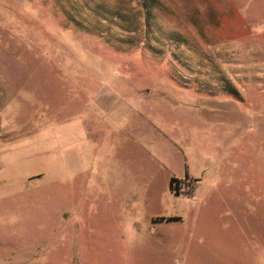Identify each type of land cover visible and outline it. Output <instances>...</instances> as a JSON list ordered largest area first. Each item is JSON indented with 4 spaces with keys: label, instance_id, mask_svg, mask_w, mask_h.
Here are the masks:
<instances>
[{
    "label": "rangeland",
    "instance_id": "1",
    "mask_svg": "<svg viewBox=\"0 0 264 264\" xmlns=\"http://www.w3.org/2000/svg\"><path fill=\"white\" fill-rule=\"evenodd\" d=\"M0 264H264V0H0Z\"/></svg>",
    "mask_w": 264,
    "mask_h": 264
},
{
    "label": "trees",
    "instance_id": "2",
    "mask_svg": "<svg viewBox=\"0 0 264 264\" xmlns=\"http://www.w3.org/2000/svg\"><path fill=\"white\" fill-rule=\"evenodd\" d=\"M188 178V177H187ZM182 180L183 179H179L177 177H172L171 179V190L176 193V194H180V189L182 188L181 187V184H182Z\"/></svg>",
    "mask_w": 264,
    "mask_h": 264
},
{
    "label": "crops",
    "instance_id": "3",
    "mask_svg": "<svg viewBox=\"0 0 264 264\" xmlns=\"http://www.w3.org/2000/svg\"><path fill=\"white\" fill-rule=\"evenodd\" d=\"M172 191V190H171ZM173 192V191H172Z\"/></svg>",
    "mask_w": 264,
    "mask_h": 264
}]
</instances>
